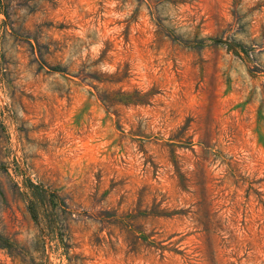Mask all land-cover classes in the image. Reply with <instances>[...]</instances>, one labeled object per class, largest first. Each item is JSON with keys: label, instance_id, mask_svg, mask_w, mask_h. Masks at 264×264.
I'll use <instances>...</instances> for the list:
<instances>
[{"label": "rangeland", "instance_id": "374dc122", "mask_svg": "<svg viewBox=\"0 0 264 264\" xmlns=\"http://www.w3.org/2000/svg\"><path fill=\"white\" fill-rule=\"evenodd\" d=\"M0 264H264V0H0Z\"/></svg>", "mask_w": 264, "mask_h": 264}]
</instances>
